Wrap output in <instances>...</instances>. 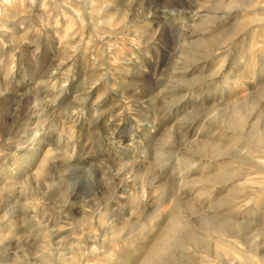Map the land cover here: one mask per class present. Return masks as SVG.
<instances>
[{
    "label": "rangeland",
    "instance_id": "obj_1",
    "mask_svg": "<svg viewBox=\"0 0 264 264\" xmlns=\"http://www.w3.org/2000/svg\"><path fill=\"white\" fill-rule=\"evenodd\" d=\"M0 264H264V0H0Z\"/></svg>",
    "mask_w": 264,
    "mask_h": 264
},
{
    "label": "bare ground",
    "instance_id": "obj_2",
    "mask_svg": "<svg viewBox=\"0 0 264 264\" xmlns=\"http://www.w3.org/2000/svg\"><path fill=\"white\" fill-rule=\"evenodd\" d=\"M223 244L221 242H217V246H222Z\"/></svg>",
    "mask_w": 264,
    "mask_h": 264
}]
</instances>
